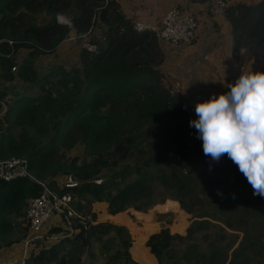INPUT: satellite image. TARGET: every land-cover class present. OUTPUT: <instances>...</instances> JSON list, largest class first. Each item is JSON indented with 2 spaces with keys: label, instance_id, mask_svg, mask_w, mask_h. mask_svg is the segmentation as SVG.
<instances>
[{
  "label": "trees",
  "instance_id": "1",
  "mask_svg": "<svg viewBox=\"0 0 264 264\" xmlns=\"http://www.w3.org/2000/svg\"><path fill=\"white\" fill-rule=\"evenodd\" d=\"M99 3L100 0H0V98H7V109L0 118V155L26 156L30 170L38 178H45L47 173L54 177L58 170L71 173L80 180L71 190L77 211L88 214L90 211L82 203L105 200L107 212L119 221L125 218L119 211L128 206L145 210L166 197L181 200L192 196L194 182L209 172V183L223 193L231 188L242 192L240 200L233 202L241 203L234 206V220L224 219L226 226L240 229L245 235V240L232 250L229 264H264V229L250 234L243 227L248 220L264 226V197L253 195L252 186L227 155L208 170L210 160L204 155L197 130L191 126L184 90L168 83L162 71L163 45L151 30L136 31L114 0L97 11V29L101 31L97 34H104L106 40L101 43V35L98 39L96 33H91L90 41L97 43L98 51L84 49L82 68L74 66L70 72L61 63H49V71L40 79L44 89L40 95L24 94L21 88L27 86L15 83L17 78L33 80L34 58L53 52L72 30L79 34L94 26L93 15ZM225 13L236 36L235 49L243 46L244 55L264 63V0L235 1ZM58 15L70 23H59ZM22 50L26 51L18 59L17 53ZM17 123L21 130L14 134L10 128ZM50 124L55 127L54 135L39 141V133H44ZM68 139L85 144L92 159L82 164H77L75 158L67 164L59 160L54 163L58 140ZM170 152L178 160L168 162ZM193 163L203 169L194 176L193 167H189ZM48 167L51 169L46 172ZM99 177L104 179L95 182ZM155 183H161L162 188ZM41 190L39 183L27 177L0 179V247L26 235L25 226L19 227L21 236L12 237L9 213L23 215L27 199ZM216 199L220 203L225 197ZM139 214L150 220V214ZM209 223L208 218L194 219L184 235L161 228L149 235L145 246L142 242L146 237L130 224L136 239L132 246L135 260L125 225L99 221L87 228L81 226L73 238L66 237L47 251L31 253L24 264H50L55 259L67 262L66 256L82 251L91 238L101 240L112 231L122 247L109 254L107 264L121 260L123 264H156L155 256L157 264H178L175 244ZM183 226L180 224V228ZM54 227V231L60 229ZM183 249L180 256L194 258L197 264H225V257L217 256L214 240L204 250L195 242ZM60 251L63 253L58 257ZM80 257L76 261L83 264Z\"/></svg>",
  "mask_w": 264,
  "mask_h": 264
},
{
  "label": "rangeland",
  "instance_id": "2",
  "mask_svg": "<svg viewBox=\"0 0 264 264\" xmlns=\"http://www.w3.org/2000/svg\"><path fill=\"white\" fill-rule=\"evenodd\" d=\"M41 16H38L37 20L40 19ZM94 27L96 26L94 33H96L95 38H98L100 35L97 34V27L100 22L99 19L93 22ZM72 30L68 37L64 38L56 47L53 52L44 53L39 57L34 58L33 65L35 67V76L33 80L29 82L22 81L20 78H17V84L21 86H27L26 88H21L24 94L30 93L32 95H40L44 92V89L40 86V79L44 77V75L49 71V63L52 64H62L64 68L72 72V68L74 66H78L82 68V53L84 52L85 43L88 41L89 35L80 36L83 33L76 34ZM100 31V30H99ZM85 33V32H84ZM104 34L101 35V43L106 40V36L103 38ZM86 37V38H85ZM100 38V37H99ZM98 38V39H99ZM159 40V39H158ZM161 44L164 46L165 42L159 40ZM103 44H101L102 46ZM99 47V46H98ZM164 48V47H163ZM26 50L18 51V59L20 56L25 53ZM98 51V48L95 52ZM92 52L91 54L95 53ZM21 53V54H19ZM20 55V56H19ZM163 59V56H162ZM82 71H80V75ZM167 75V74H166ZM55 77H58L55 76ZM56 79V78H54ZM170 79V76H169ZM167 78L168 83H172ZM43 80V79H42ZM20 88V87H19ZM10 92V90H9ZM11 93V92H10ZM4 115V114H3ZM5 117V116H4ZM7 126V125H6ZM14 132V134L20 132L21 124L17 123L12 128H10ZM55 133V127L50 124L47 126V130L44 133H39L41 136H38L39 141L44 142L49 137L53 136ZM73 158L76 159L77 164H82L83 162L90 161L92 159V154L87 150L85 144H83L78 139H68V141L62 142L58 140L57 145L55 146V151L53 154L54 163L58 160L60 164H67ZM178 156L174 153L170 152L167 154L168 162H175L178 160ZM196 164H189V167H193L191 175H195L203 170L200 167H194ZM48 167L45 171L47 172ZM187 170V168H185ZM45 172V173H46ZM71 174L69 172H63L58 170L57 174L54 177H50L49 173H47L45 178H40L47 181H53V185H57L58 183H62L65 176ZM72 175V174H71ZM218 176V175H216ZM76 180L80 181L77 177H74ZM104 179V177L96 178L94 181L97 182ZM210 173L207 172L204 176H200L196 182L193 184V194L192 196L186 195L181 200L173 197H166L163 201L154 203L147 207L145 210H138L133 206H128L120 213L124 214L125 218L122 221L115 220L114 217L107 212V202L105 200H95L93 202H89L86 204L82 203L85 209H88L91 213L92 219L96 222L99 221H111L116 224L125 225L128 230L129 238L131 240V246L129 247L131 257H134L132 253L133 243L136 241L133 231L130 227V224H135L140 232L146 237L143 240V245L149 237V235L153 232L159 231L161 228L167 227L171 233H180L185 234L187 232L188 227L193 223L194 219L199 218H208L211 222L207 227L198 230L190 235V238L184 240L181 243L175 244V257L178 258V264H197L194 258L186 259L185 257L180 256L181 252L184 250L183 248L188 243H197L198 247L201 250H204L206 245L214 240L216 243L217 256L225 257V264H229V260L231 258L232 250L241 242L245 240L243 231L240 229H234L233 227H228L224 222V219H232L234 220L235 215V207L237 204H241L240 202L234 201L240 200L241 191L234 190L235 188H231L229 192L224 193L225 200L223 202H218L216 198H220L217 195V186H213L209 183ZM214 180V178H213ZM213 182V181H212ZM159 189L162 188L161 183H155ZM115 188V185L113 186ZM113 188V192L115 189ZM235 193L236 198L232 199L231 194ZM28 200V199H27ZM85 201V200H84ZM235 206V207H234ZM27 207V204H26ZM24 207V211L26 210ZM190 209V211L187 210ZM140 211L143 214H150V220H147L144 216H141L138 212ZM79 212V211H78ZM208 214V216H197L196 214ZM9 216L13 223L12 237L21 236L22 231H19V227H27L25 213L23 215H17L13 212ZM58 216V215H57ZM59 217V216H58ZM233 217V218H232ZM218 218L219 220H217ZM51 221H55L52 218ZM50 221H47L46 224H49ZM213 223H215L213 225ZM180 224L184 226L180 228ZM247 224V225H245ZM244 224V228L249 230V233H254L259 229H264L260 223L251 222V220L246 221ZM264 225V223H262ZM58 225V226H57ZM60 227L59 230L54 231L53 227ZM63 223L61 221V217H59V222H56V225H51V228L45 229L46 233L50 235V237H42V240H36L34 244L26 245L24 243V237L21 239L14 241L12 244L8 246L0 247V264H24L26 258L31 253H36L40 250L47 251L48 249L56 246L60 243L64 238L71 237L73 238L75 233H71L70 236H60L64 234ZM54 227V228H55ZM79 231V230H78ZM203 233H206V236H203ZM118 238L115 236L114 232L106 233L101 240L96 238H91L90 242L83 247L82 251L77 250L69 257L66 256L67 262H57L56 259L50 262V264H78L76 261V257L81 255L80 259L83 264H107L108 256L110 253L115 251L117 248L122 247L120 242L117 241ZM49 252V251H48ZM47 252V253H48ZM50 253V252H49ZM63 251H60L58 254L61 255ZM167 254L164 255V258L167 259ZM178 256V257H177ZM180 256V257H179ZM135 258V257H134ZM157 264V257H154ZM163 258V262L165 259ZM25 259V260H24ZM136 260V258H135ZM139 260V259H138ZM140 261V260H139ZM118 264H123L122 260L119 261ZM134 264V263H131ZM140 264H144L143 262Z\"/></svg>",
  "mask_w": 264,
  "mask_h": 264
},
{
  "label": "crops",
  "instance_id": "3",
  "mask_svg": "<svg viewBox=\"0 0 264 264\" xmlns=\"http://www.w3.org/2000/svg\"><path fill=\"white\" fill-rule=\"evenodd\" d=\"M114 1L132 23L143 21L153 27L157 26L164 12L174 4L196 15L198 29L192 43L182 47H173L165 43L161 66L162 71L167 74L166 77L169 79L170 76L169 80L172 83L183 88L184 101L188 103L192 120L197 118L195 106L198 102L230 90L225 87V83H234L242 72L264 71V63L244 55L245 47L235 49L236 36L231 21L226 13L212 15L207 8L209 0ZM235 1L240 0L233 2ZM51 218L55 221L49 220L44 229L59 222L57 215Z\"/></svg>",
  "mask_w": 264,
  "mask_h": 264
},
{
  "label": "clouds",
  "instance_id": "4",
  "mask_svg": "<svg viewBox=\"0 0 264 264\" xmlns=\"http://www.w3.org/2000/svg\"><path fill=\"white\" fill-rule=\"evenodd\" d=\"M58 22L70 23L64 16ZM225 87L230 90L196 104L197 118L191 126L203 141L209 171L227 155L252 186L253 195L264 197V71L242 72ZM217 195L224 197L220 189Z\"/></svg>",
  "mask_w": 264,
  "mask_h": 264
},
{
  "label": "built area",
  "instance_id": "5",
  "mask_svg": "<svg viewBox=\"0 0 264 264\" xmlns=\"http://www.w3.org/2000/svg\"><path fill=\"white\" fill-rule=\"evenodd\" d=\"M234 0H209L207 3L208 11L212 15L223 14L227 7L233 3ZM110 0H100L96 7V12L93 15V20H96L97 14L101 8L107 6ZM63 16V15H58ZM98 20V18H97ZM133 28L136 31L151 30L159 40L164 41L173 47H182L192 43L196 31L198 29V19L191 11H184L178 4L169 7L162 15L157 26L153 27L143 21H135ZM94 32V26L80 36L91 35ZM105 36L103 35V38ZM86 38V37H85ZM85 47L89 51H96L97 43L91 42L90 37ZM12 43L10 39H7ZM16 70V66H13ZM7 109V98H0V118ZM2 138V130L0 129V143ZM28 158L24 155L2 157L0 155V179L5 181L14 180L17 178L27 177L39 183L42 187L38 195L30 196L27 200V207L25 210V217L27 223V233L25 235L24 243L34 244L36 240H42V237H50L44 229V225L51 219L53 215L61 217L63 223L64 234L60 236H70L73 232H78L81 226L87 228L90 223H95L91 214H82L74 207V195L71 191L73 187L77 186L78 180L73 175L65 176L62 183L53 185L50 181L36 177L29 168ZM97 182H100L97 180ZM78 218L74 222L73 219ZM80 224H76V223ZM56 225V224H54ZM76 234V233H75Z\"/></svg>",
  "mask_w": 264,
  "mask_h": 264
}]
</instances>
